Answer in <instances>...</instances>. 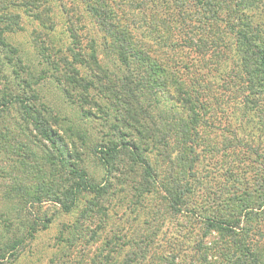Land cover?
Wrapping results in <instances>:
<instances>
[{
  "label": "trees",
  "instance_id": "obj_1",
  "mask_svg": "<svg viewBox=\"0 0 264 264\" xmlns=\"http://www.w3.org/2000/svg\"><path fill=\"white\" fill-rule=\"evenodd\" d=\"M56 1L62 6L60 0ZM75 1L77 5L78 2L84 4L96 34L100 36L102 51L113 59L117 71L108 69L99 59L98 38H89L83 45L68 17L70 41L65 52L62 48L56 49L50 35L56 26L50 0H0V50H7L5 64L15 65L12 71L18 78L11 86L10 79L4 81L0 74V117L5 109L16 104L21 110V121L31 124L40 138L48 140L54 147L49 158L45 159L46 170L38 163L33 167L35 171L30 170L36 184L25 195L29 196V203L52 201L61 211L70 212L84 195L93 194L92 200L85 199L80 215L92 222L88 213L93 207L102 215L94 225H86L80 217L62 224L57 236L58 246L48 264H71L69 261H72L78 244L86 249L98 242L106 230L108 217L107 209L97 197L114 191L113 195L122 200L125 188H117V185L123 184L132 188L135 197L129 212L135 211L140 200L159 195L155 198L158 206L152 211V219L141 221L143 225L139 234L128 235L120 224H113L109 228L110 234L101 239L92 254L90 263L84 261L82 250L75 253L78 264H264V229L257 224L264 220V209L261 210L264 198L258 192L264 190L263 177H255L257 187L251 189L247 184L238 186L242 184L240 182L236 186L234 182L220 186L219 189L226 193L225 209H233L226 214L198 217L188 205L190 200L187 199L207 182V177L197 169L199 159L204 157L206 147L210 154L217 151L210 143L212 139L204 138L205 129L221 118L214 117L212 111L220 114L224 110L221 96L212 95L214 104H218L216 110L209 102V89L213 86L207 75L196 72L190 60L175 56L183 50L181 47L185 43L200 54L211 48H220L222 32L230 33L236 41L232 58L217 52L208 64L232 60L229 70L219 79L223 80L225 91L241 90L245 94L244 105L235 106L231 116L233 113L241 117L251 116L253 110L263 114L260 107L264 104L261 97L264 92V0H189L190 4L187 0H123L128 12L123 8L117 12L119 6L113 11L112 0ZM15 6L22 7L23 13L38 22V27L46 29L45 37L53 43L49 47L44 41L34 43L47 62V67L38 75L20 57L9 56L16 54L18 49L8 42L6 33L22 29L21 15L8 11ZM181 27L189 30L185 32L187 40L183 43L182 40L179 43L177 34L173 33V29ZM141 29L154 33L155 44L144 39L146 36ZM40 34L37 29L33 31L38 39ZM46 75L57 83L65 99L82 115H93L91 109H94L96 116L117 132V138L94 142L90 146H86L85 132L77 130L75 133L81 145L88 147L103 165L105 174L101 182L90 179L83 167L71 161L67 145L62 147L59 144L57 132L51 125V121L57 122L58 116L44 104H37L39 95L35 85ZM122 126L130 128L135 136L121 138L125 136ZM1 132L0 128V137ZM15 146L17 151L25 153L20 145ZM154 152L165 162L167 170L164 173L159 172L151 161ZM119 154L128 158V169L118 168L114 163ZM261 160L255 152L253 162L262 164ZM162 174L166 175L162 177ZM136 177L139 180L137 187L132 184ZM110 179L116 181L112 183ZM42 180L44 184L41 186ZM257 213L263 214L262 219L254 218V223L250 224L251 216ZM166 214L173 220L179 216H184L187 222L194 219L200 222L205 235L214 231L219 239L210 241L200 236L191 240L181 230L187 226L180 222L174 223L178 231L176 237L180 240L172 241L173 237L167 236L171 233L169 230L159 235ZM37 219L39 224L36 221L29 224L25 236L9 239L0 246V264L9 251L18 249L27 235L48 226L47 218ZM176 245H186L190 253L181 258L182 248L175 250Z\"/></svg>",
  "mask_w": 264,
  "mask_h": 264
},
{
  "label": "rangeland",
  "instance_id": "obj_2",
  "mask_svg": "<svg viewBox=\"0 0 264 264\" xmlns=\"http://www.w3.org/2000/svg\"><path fill=\"white\" fill-rule=\"evenodd\" d=\"M14 1L17 2V0ZM123 2V0H112L111 6L113 11L119 6L117 12H119L121 8H123L125 12H128ZM186 2L188 4L191 3L189 0ZM78 3L77 5L75 0H60L62 6H59V2L57 1L54 2V0H50L49 2L55 13L54 20L56 26L50 35L56 49L62 48V51L64 50L65 52L66 44L70 41L68 36V26H70V24L66 20V17H68L73 28L77 29V32L80 34L83 45L88 43L89 38H98L96 50L99 59H101V62H103L108 69L117 71L118 68H116L113 59H111L110 56L104 55L102 51L103 45L100 36H97L95 25L92 24L89 15H87L84 4ZM74 4L77 7H75ZM156 7L161 8L162 6ZM8 11L12 14L19 13L21 15L20 24L22 26V29L6 33L8 42L18 49L16 54L9 56L20 57L23 63L31 65L34 68L33 73L38 75L42 68L47 67V62L38 53L34 43L44 41V45L48 47L52 46L53 43L51 44L49 37H45L47 30L38 27V22L33 21L31 17L23 13L22 7L15 6ZM36 29L37 32L41 33L40 39L33 35V31ZM141 31L146 36L144 39L147 40L148 43L155 44L154 37H152L154 33L145 29H141ZM188 31L189 30L184 27L173 29V33L177 34L176 37L179 43L181 40L182 43L187 40L185 37L187 34L185 32ZM221 35L223 41L220 48H211L207 53L200 54L188 48L186 46L188 44L185 43L186 45L184 44L181 47L183 50L181 52L179 50V53L177 52L175 55L176 57L181 55L185 61L190 60L192 64H194V68L197 69L196 72L200 71L207 75L208 80L213 86L209 89V102L216 110L218 104H214L212 95L221 96V107L222 110H224L220 113L221 115L219 113L216 114L213 110L214 117L218 115V118H221L213 121V125H208L205 129L206 136L204 138L212 139V141H210L211 145L217 148L215 153L210 154L206 147L205 155L203 158L199 159L197 165L199 173L207 177V182L201 186L198 192L187 199L190 200L188 203L189 207L194 210V215L198 217L209 216L211 214L220 216L222 212L226 214V212L233 211L232 208L225 209V207H227V200L224 199L226 193L224 194V192L219 189L220 186L225 185V182H227V186L231 182H234L235 186L240 182L242 184H238V186L247 184V187L251 189L253 186L257 187V185H254L255 177L264 178V112L263 114H259L253 110L251 116L246 115L245 117H241L240 115H236V113H233L234 115L231 116L232 114H230V112H234L235 106L242 107L244 105L242 102L245 94V92L241 90L235 92H232V90L231 92L225 91L222 84L223 80L219 79L223 72L229 70L232 60L227 59L224 62L222 61V63L220 60V63L208 64V61L212 60V57L217 54V52L222 54V56L232 58L236 47L235 38L230 33L226 32H222ZM6 52V49L0 50V63L2 62L0 74L4 81L8 78L10 79L11 86H14V81L17 82L18 79L12 71L15 65L5 64L6 58H4V53ZM204 61H206V63H204ZM1 86L2 83H0V88ZM35 88L39 95L37 104H44L58 116L57 122L51 121V125H53L54 130L57 132L59 137L57 141L59 144L62 147L63 144L67 145L71 155V161L83 167L88 172L90 179L96 183L101 182L105 174L104 167L98 162L96 156L89 152V148L86 146L87 144L90 146V144L94 142L102 140L108 142V139L117 138V132L106 126L104 121L96 116V111L94 113V109H91L93 115H82V112L78 108L65 99L57 83L51 77H47L46 75L45 78L35 85ZM231 97H233V99ZM261 97L264 99V92L261 94ZM234 98H236L235 101ZM263 106L264 104H262L260 108L264 110ZM20 113L21 110L17 105L12 104L2 112V116L0 117V128L2 131V136L0 137V246L9 239L25 236L29 224H33L34 221L39 224V219L37 218L41 220L47 218L49 222L46 228L33 232L31 236L27 235L23 242L20 243L21 245L17 250L9 251V253L6 254L5 260H3L1 264H48V261L55 253L58 246L57 236L62 224L71 223L73 220L80 217L86 225L90 223L94 225L97 219L102 215L98 212V209L94 207L93 211L88 213V215L92 217V222L82 218L80 215L81 209L84 207L86 201L85 199L92 200L93 194L84 195L78 206L70 212L61 211L59 205L52 201H43L41 204L35 202L29 203V196L26 197L25 192L29 191V189L36 184V181L30 176V170L37 163L42 166L41 168L46 170L48 164L45 163V159L49 158L48 156L51 155L54 147L48 140L40 138L31 124L22 122ZM253 114L257 115L253 116ZM248 121L249 123H247ZM121 129L125 134V136L121 138L130 139L133 135L135 136L134 132L129 130L130 128H123L122 126ZM77 130H81L87 134L85 148L81 145L80 140L75 134ZM201 135L203 136V129L201 130ZM15 145H20L24 148L25 153L19 150L17 151ZM252 151L254 152L253 154L251 153ZM255 152L262 158V164L253 162L255 160ZM155 154L156 152L151 154V161L156 165L159 172L164 173V170H167L165 169V162L157 155L155 156ZM127 162L128 158L124 154H119L114 160L118 168L123 167V169H128ZM33 170L35 171L36 168H33ZM230 172H232L231 175ZM65 175L67 174L65 173ZM165 175L166 174H162V177ZM209 179L211 181H208ZM110 180L112 183L116 181L114 179ZM131 180H133V178H131ZM134 180L136 182L132 184L137 187L139 180L137 177ZM43 184L44 181L42 180L41 186ZM121 186L125 188V193L121 195L123 196L122 200L113 195L114 191L110 194L97 197V201L103 204L107 209V226L105 228L106 230L101 233L98 242L89 245L86 249H83L81 244H78L75 248V253L77 254L82 250L84 261L90 263L92 254L100 245L101 239H104L110 234L109 228H111L113 224H120V227H123L122 230L127 231L126 233L128 235L139 234L143 225L141 221L146 218L148 220L152 219V217H150L152 211L158 206V203H155V198H159V195H151L148 198L142 199V201L140 200V204L135 211L129 212L134 205L135 197H133V191L130 186L128 187L123 184L117 185V188ZM258 192L260 195L263 194L262 198H264V190H259ZM127 206L129 209H126ZM262 209H264V207L261 208V210ZM255 210H257V208ZM261 215L263 214L257 213V215H252L249 223L253 224L254 218L259 220L262 219L260 218L262 217ZM170 216L169 214L164 215L159 235L169 230L171 233L167 234V236L173 237L174 240L172 241L180 240L176 237L178 231L174 225V223L180 222L187 226V229L181 230L183 233L190 236L191 240L199 238L200 236H202L204 240L208 239L210 241L219 239V235L214 231L205 235L200 222H195L194 219L191 220V222H187L184 216L176 217L174 220ZM195 217L196 216H194V218ZM257 224L261 226L260 228L264 229V220L259 221ZM262 245L264 247V242ZM175 247V250L182 248L181 258L190 253V249H188L186 245L182 247L176 245ZM75 253L71 258L72 261H69L71 264H78V257Z\"/></svg>",
  "mask_w": 264,
  "mask_h": 264
}]
</instances>
